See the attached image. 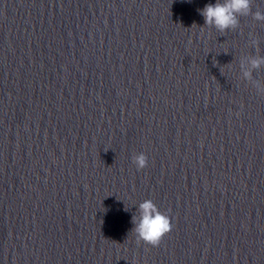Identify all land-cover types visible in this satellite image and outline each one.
Returning a JSON list of instances; mask_svg holds the SVG:
<instances>
[{
  "label": "water",
  "instance_id": "obj_1",
  "mask_svg": "<svg viewBox=\"0 0 264 264\" xmlns=\"http://www.w3.org/2000/svg\"><path fill=\"white\" fill-rule=\"evenodd\" d=\"M217 2L0 0V264H264V0Z\"/></svg>",
  "mask_w": 264,
  "mask_h": 264
},
{
  "label": "clouds",
  "instance_id": "obj_2",
  "mask_svg": "<svg viewBox=\"0 0 264 264\" xmlns=\"http://www.w3.org/2000/svg\"><path fill=\"white\" fill-rule=\"evenodd\" d=\"M251 0H224L223 3L206 4L199 10L206 25H214L219 31H225L235 27L237 15H245L250 11ZM257 20H264V14L255 13ZM264 62L261 59H253L251 65L258 67ZM245 75H249L248 72ZM133 163L137 169H143L148 164V158L144 153L134 154ZM133 232L137 243L143 242L151 246H157L162 238L172 230L170 216L162 213L150 199L139 203V216L133 217Z\"/></svg>",
  "mask_w": 264,
  "mask_h": 264
}]
</instances>
